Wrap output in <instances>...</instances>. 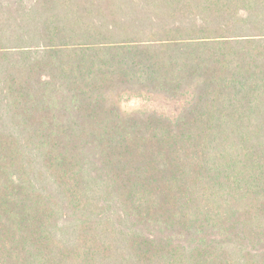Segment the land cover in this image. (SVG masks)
<instances>
[{
	"label": "trees",
	"instance_id": "1",
	"mask_svg": "<svg viewBox=\"0 0 264 264\" xmlns=\"http://www.w3.org/2000/svg\"><path fill=\"white\" fill-rule=\"evenodd\" d=\"M0 264H264V0H0Z\"/></svg>",
	"mask_w": 264,
	"mask_h": 264
},
{
	"label": "rangeland",
	"instance_id": "2",
	"mask_svg": "<svg viewBox=\"0 0 264 264\" xmlns=\"http://www.w3.org/2000/svg\"><path fill=\"white\" fill-rule=\"evenodd\" d=\"M120 110L123 114L141 112H157L172 117L175 115L176 106L164 98L145 93H126L117 98Z\"/></svg>",
	"mask_w": 264,
	"mask_h": 264
}]
</instances>
